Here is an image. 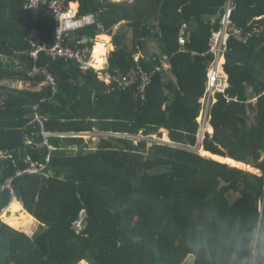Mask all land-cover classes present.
I'll return each mask as SVG.
<instances>
[{
  "label": "trees",
  "instance_id": "1",
  "mask_svg": "<svg viewBox=\"0 0 264 264\" xmlns=\"http://www.w3.org/2000/svg\"><path fill=\"white\" fill-rule=\"evenodd\" d=\"M25 1L0 2V81H23L21 89L0 85V151H22L19 167L25 166L26 156L41 160L50 154L53 175L15 179L16 196L32 216L17 202L9 215L3 214L4 221L23 230L36 218L45 227L29 235L0 221V264H183L191 254L194 264H241L233 255L237 245L242 255L254 257L252 234L264 232V161L258 150L264 151V32L247 42L228 39L224 69L230 101L219 94L212 110L214 133L203 147L209 154L250 165L259 175L227 171L224 163L170 144L149 146V138L164 129L174 143L196 147L200 99L214 59L207 53L214 29L210 19L221 14L226 0H68L74 10L79 4L82 15L105 6L101 21L108 31L122 21L132 30L131 48L124 35L113 36L110 67L128 71L137 52L140 64L153 69L156 56L149 60L141 52L145 38L155 37L170 55L171 69L166 75L156 73L145 100L136 97L134 87L106 93L93 69L41 54L36 63L58 81L53 95L45 77L32 73L35 61L26 35L37 28L52 44L57 22L43 11H25ZM233 2L232 25L245 32L264 15V0ZM183 22L189 24L190 36L181 46ZM157 26L163 36L153 32ZM77 34L75 44L100 34L94 50L105 60L109 35L96 27ZM249 88L258 97L256 108L247 104ZM34 106L45 132L107 136H100L98 147L90 151L91 142L82 137H48L51 152L39 124H31ZM29 135L33 146H26ZM3 164L0 186L16 171L10 162ZM232 194L239 197L232 201ZM10 201L2 194L0 208ZM82 210L87 218L77 233L74 223Z\"/></svg>",
  "mask_w": 264,
  "mask_h": 264
},
{
  "label": "built area",
  "instance_id": "2",
  "mask_svg": "<svg viewBox=\"0 0 264 264\" xmlns=\"http://www.w3.org/2000/svg\"><path fill=\"white\" fill-rule=\"evenodd\" d=\"M25 11H43V15L57 22V28L54 31V40L50 44L47 40L43 39L40 35V30L32 28L26 35V40L29 43V55L34 59L35 64L32 67L33 74H42L45 79L51 84L52 94L58 92V81L46 68V66H39L36 62L39 60V56L44 54L51 59H63L65 61L73 60L79 64L83 70L93 69L97 74L100 81H102L107 89L106 93H112L115 91H126V89L135 88L136 97L141 100H145L146 91L148 86L153 82L156 73H163L166 75L171 69V59L169 54H163L158 60V64L153 69H147L139 62V57L134 55L135 65L128 71L124 72L118 67H110L109 64H104L101 67L97 65L94 58L95 50L93 39L83 37L77 42L79 46H74L76 37L72 36L79 30L86 27H96L101 33L107 32L108 29L104 27L101 21V15L105 12L106 7H101L98 12H92L88 14H80L79 11L74 10L71 4H68V0H26L24 5ZM234 11L233 0H226L224 6V13L221 17H215L211 19L212 25L219 24V29H213L212 35L209 41V50L207 53L214 55V59L208 67V78L206 83L205 93L200 99L201 111L198 117L199 131L198 142L196 147H188L185 145H179L173 141L163 142L160 144H170L179 148L188 149L190 151L200 153L199 149H203L204 142L210 134V126L212 121V110L217 103V96L222 94L227 101H230L228 95H226V89L228 88L227 76L222 71V59L229 50L228 39L232 37L251 39L259 36L264 30V24L260 23L264 21V15L259 18L260 22L251 23L250 30L246 33L241 29L232 25V14ZM153 32L161 36V30L156 27ZM189 37V24L183 22L179 32V43L184 46ZM47 100H42L45 102ZM34 120L32 124L38 123L40 126V133L44 137V145H47L48 149L51 147L47 143V138L52 136H58L61 138H85V135L89 133H59L53 134L45 132L38 114V106L33 107ZM97 134V135H96ZM90 135L107 136L104 134L90 133ZM116 137L120 135L113 134ZM26 146H33L34 139L29 136L25 139ZM22 151L14 150L7 152H0V162H10L12 167L16 170L15 173L7 178L0 186L2 192H7L11 196H15L14 181L22 176H42V178L48 179L53 175L50 171L49 164L51 161V155L47 154L41 160H34L31 156H26L23 162L24 167H19L17 157ZM87 218V211L82 210L79 218L74 223V229L77 233H81L84 229V224ZM1 220V219H0ZM256 254V252H255Z\"/></svg>",
  "mask_w": 264,
  "mask_h": 264
},
{
  "label": "crops",
  "instance_id": "3",
  "mask_svg": "<svg viewBox=\"0 0 264 264\" xmlns=\"http://www.w3.org/2000/svg\"><path fill=\"white\" fill-rule=\"evenodd\" d=\"M0 2H1V0H0ZM225 4H226V2H225ZM233 4H234V2H233ZM71 5H73V4H71ZM78 6H77V8L75 9L76 11H79V4H77ZM225 6V5H224ZM180 12H181V10H180ZM224 13V8H223V10H222V12H221V14H219V15H217V16H215V17H221V15ZM215 17H213V18H215ZM212 19V18H211ZM211 19H210V24H211V26L214 28V29H219L220 28V25L219 24H216V25H212V23H211ZM187 23V22H186ZM182 25V24H181ZM157 27H159V26H157ZM160 28V27H159ZM160 30H161V28H160ZM213 31V30H212ZM245 32V31H244ZM263 32H264V30H263ZM103 33H105V34H107V35H109V37H110V44H111V48L108 50V52H107V54L105 55V60H104V63L102 64V65H104V64H109L108 63V57H109V55H110V53L114 50V48H115V46H114V44H113V36L114 35H116L117 33H119V34H121V35H124V40H125V43H126V45L129 47V48H131L132 47V44L134 43V38L132 37L133 35H132V30L127 26V24H126V21H122V22H120L117 26H115L113 29H111V31H107V32H103ZM161 33H162V31H161ZM246 33V32H245ZM102 34V33H101ZM262 34V33H261ZM260 34V35H261ZM100 34H98L92 41H93V45H94V47H95V44H96V42H97V40H98V36H99ZM259 35V36H260ZM72 36H74V37H76V38H78V34L77 33H74ZM161 36H163V35H161ZM189 36H190V26H189ZM257 37V36H256ZM189 38V37H188ZM232 38H236V37H232ZM236 39H238V40H240V41H244V42H247L249 39H247V40H245V39H242V38H236ZM252 39V38H251ZM144 41H146L147 43H146V47H145V49L144 50H141V52L142 53H144L145 55H146V58H148L149 60H151L152 59V57H155L156 56V61H158L159 60V58H161L162 57V55L163 54H166L165 52H163V47L162 46H160V43L158 42V40L155 38V37H151V38H145L144 39ZM80 44L77 42L76 44H74V46H79ZM137 54V52L135 53V55ZM168 54V53H167ZM139 55L140 54H137V56L139 57ZM142 55V54H141ZM226 55V54H225ZM7 58H5V60H6ZM224 63H225V56H224V58H223V60H222V71H223V73L227 76V79H228V87H229V76H228V74H227V72L225 71V69H224ZM158 64V63H157ZM156 64V65H157ZM154 65H155V63H154ZM155 65V66H156ZM110 66V65H109ZM208 78V77H207ZM207 83V82H206ZM0 85L1 86H5V87H10V88H15V89H21L22 87H23V81H21V80H19V79H16V78H6V79H4V80H1L0 81ZM219 96V95H218ZM218 96H217V100H218ZM248 97H249V101L247 102V104H249V105H252L254 108H256L257 107V103H258V97L256 96V95H254V93H253V91H252V88H249L248 89ZM236 101L238 100V98H236L235 99ZM218 102V101H217ZM32 124V123H31ZM162 130V132H164V131H166V130H164V129H161ZM164 130V131H163ZM209 130H210V134L211 135H213V133H214V129H213V127H212V125L210 126V128H209ZM161 132V133H162ZM71 133H76V132H71ZM67 134V133H66ZM34 135H37L36 133H32V136H34ZM109 135V134H108ZM165 135H167V138H168V140L169 141H171V139H170V137H169V133L168 134H164V136ZM32 136H30L29 135V137L30 138H33ZM27 138V137H26ZM25 138V139H26ZM169 141H167V142H169ZM163 142H166V141H163ZM51 147V146H50ZM51 152L53 151V148L51 147V150H50ZM0 152H7L6 150L4 151H0ZM214 156H216V155H214ZM219 157V156H218ZM217 161V160H216ZM235 161V160H234ZM237 162V161H236ZM4 162H0V166H2L3 167V164ZM238 163H240V164H244V165H246L247 166V164H245V163H241V162H238ZM225 165H227V166H232V165H229V164H225ZM234 167V166H233ZM248 167H250V168H253L252 166H250V165H248ZM234 168H237V167H234ZM237 169H240V168H237ZM240 170H243L244 171V169H240ZM255 170H257V169H255ZM0 172H1V170H0ZM246 172V171H245ZM260 172V171H259ZM252 173V172H251ZM256 174V173H255ZM8 194V196L10 197V203L7 205V206H5V207H3V208H0V221L1 222H3V223H5V224H7V225H9L6 221H4V219H3V214L5 213V212H7L8 213V215L10 214V212H8L9 211V208L11 207V205H12V203L14 202V201H16V202H18L21 206H22V208H23V210L24 211H26L25 210V208H24V206H23V204L19 201V199L17 198V196L15 195L14 197L13 196H11L9 193H7V192H2L1 190H0V196H2V194ZM17 206V205H16ZM15 206V207H16ZM9 207V208H8ZM8 208V209H7ZM14 208V207H13ZM27 212V211H26ZM27 214H29V215H31L30 213H28L27 212ZM32 216V215H31ZM34 218H35V216H34ZM33 224H35L34 225V228L32 229V231L30 230L29 232H26V230H18V229H16V228H14V227H12L11 225H9L10 227H12V228H14V229H16V230H18V231H21V232H25V233H28L29 235H33L34 233H36L37 231H39L40 229H41V227H45V225L44 224H42V223H40L36 218H35V221H34V223ZM188 257H192V260H191V262L189 263V264H194V262H195V256L194 255H189ZM187 259V258H186ZM186 261V260H185ZM185 261H184V263L183 264H186L185 263ZM83 264H90L88 261H86V260H84L83 262H82Z\"/></svg>",
  "mask_w": 264,
  "mask_h": 264
},
{
  "label": "clouds",
  "instance_id": "4",
  "mask_svg": "<svg viewBox=\"0 0 264 264\" xmlns=\"http://www.w3.org/2000/svg\"><path fill=\"white\" fill-rule=\"evenodd\" d=\"M256 255H242L241 246L234 247L233 255L241 260V264H264V232L256 231L252 234L251 245Z\"/></svg>",
  "mask_w": 264,
  "mask_h": 264
},
{
  "label": "rangeland",
  "instance_id": "5",
  "mask_svg": "<svg viewBox=\"0 0 264 264\" xmlns=\"http://www.w3.org/2000/svg\"><path fill=\"white\" fill-rule=\"evenodd\" d=\"M99 66H102V65H99ZM164 131V130H163ZM160 132H162V130L160 131ZM169 132L166 130V131H164V132H162V135H160V134H158V135H156V136H151V138H149V140H150V144H149V146H153L154 145V143H156V142H158V143H162V141H169V140H166L165 139V136H164V134H168ZM97 135V134H96ZM96 135H90V133L88 134V135H85V138H84V140L85 141H87V142H91V144H90V146H89V149H87L86 151H90V150H96V148L98 147V143H99V136H96ZM90 140H92V141H90ZM202 155V154H201ZM203 156V155H202ZM207 158H209V157H207ZM214 160V159H213ZM226 160H228V161H232V160H230V159H226ZM218 161V160H217ZM218 162H220V161H218ZM220 163H223V162H220ZM224 164H228V163H224ZM248 166V165H247ZM241 169H244V171H246V172H253V171H250V170H247L246 169V167L245 168H241ZM253 169H255V168H253ZM257 174H259V175H262V172L260 171V172H257ZM239 197V195L238 194H232V195H230L229 196V198H230V200H232V201H234V200H236L237 198ZM17 215H19V214H17ZM34 221L35 220H33V221H31L28 225H27V231L26 232H29L30 230L32 231V229L34 228V225L35 224H33L34 223ZM26 229H23V230H26ZM18 230H20V229H18ZM191 260H192V257H187V259H186V261H185V263L186 264H189L190 262H191Z\"/></svg>",
  "mask_w": 264,
  "mask_h": 264
},
{
  "label": "bare ground",
  "instance_id": "6",
  "mask_svg": "<svg viewBox=\"0 0 264 264\" xmlns=\"http://www.w3.org/2000/svg\"><path fill=\"white\" fill-rule=\"evenodd\" d=\"M94 56H95L94 58L96 59V62H97V65H98V66L101 65L100 62L104 63L103 60H100L98 57H96V54H94ZM222 60H223V59H222ZM221 62H222V61H221ZM99 67H101V66H99ZM200 154H202L203 156L209 157V158H211V159L218 160V161L223 162V163H228L229 165H232V166L237 167V168H240V169H241V168H245V167H246V169L250 168V167H248V166H246V165L237 164V163H235V162H233V161H228V160L223 159V158H220V157H218V156H214L213 154H209V152H206L204 149H201ZM16 205H17V202L14 201V202L12 203V205H11V208L15 207ZM8 208H9V207H8ZM8 208H7V209H8Z\"/></svg>",
  "mask_w": 264,
  "mask_h": 264
},
{
  "label": "water",
  "instance_id": "7",
  "mask_svg": "<svg viewBox=\"0 0 264 264\" xmlns=\"http://www.w3.org/2000/svg\"><path fill=\"white\" fill-rule=\"evenodd\" d=\"M259 153L261 154V161H264V151L259 147ZM199 151H201V149H199ZM235 169L233 166H227V171H230V170H233ZM259 172V170H255L254 172L252 173H256Z\"/></svg>",
  "mask_w": 264,
  "mask_h": 264
}]
</instances>
